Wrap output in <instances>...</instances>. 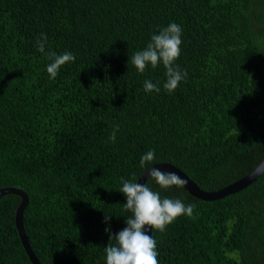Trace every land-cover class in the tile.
I'll use <instances>...</instances> for the list:
<instances>
[{"label":"trees","instance_id":"1","mask_svg":"<svg viewBox=\"0 0 264 264\" xmlns=\"http://www.w3.org/2000/svg\"><path fill=\"white\" fill-rule=\"evenodd\" d=\"M182 27L169 94L166 69L131 64L152 34ZM71 52L55 79L36 50ZM160 92H145L144 81ZM114 143L109 142L116 125ZM169 163L206 191L250 171L264 154V0H0V188L22 190V226L40 264H106L109 235L131 215L119 192L144 168ZM161 197L195 204L150 230L158 264H264V171L223 197L182 187ZM0 196V264H31ZM105 215L111 219L105 221Z\"/></svg>","mask_w":264,"mask_h":264},{"label":"clouds","instance_id":"2","mask_svg":"<svg viewBox=\"0 0 264 264\" xmlns=\"http://www.w3.org/2000/svg\"><path fill=\"white\" fill-rule=\"evenodd\" d=\"M181 25L171 22L167 27L159 30L158 34H152L146 47L135 52L131 57V64L138 73L143 74L148 66L155 69L162 64L166 69V81L163 88L173 93L181 81H186L187 71L181 70L176 64L181 54L182 44ZM47 43L46 34H41L36 40V50L44 54L50 63L46 70L50 78L55 79L59 69L66 63H72L76 57L71 52L57 54L54 51H45ZM145 92H160L158 84L151 80L144 81ZM119 130L117 124L109 137V142L114 143L116 132ZM155 158L154 150L148 151L140 158V166L144 168ZM148 176L164 190L173 186L184 187L186 181L174 172H162L158 168L148 170ZM121 192L126 197L123 208L131 215L125 218L126 227L118 233H112L105 229L109 235L107 246L104 247L106 264H158L157 241L148 235L149 230L159 232L166 231L180 216H193L196 205L185 204L181 199L162 198L160 193L154 191L148 184H140L133 180L122 178ZM111 216L105 215V221Z\"/></svg>","mask_w":264,"mask_h":264},{"label":"water","instance_id":"3","mask_svg":"<svg viewBox=\"0 0 264 264\" xmlns=\"http://www.w3.org/2000/svg\"><path fill=\"white\" fill-rule=\"evenodd\" d=\"M151 168H158L162 172H174L176 173L181 179L186 181V185L182 187L187 193L192 195L193 197L203 199V200H212L217 199L220 197H223L229 193L236 192L240 190L241 188L245 187L249 183H251L257 176L260 175L264 171V154L262 155L261 159L256 163V165L248 171L245 175L241 176L237 180L232 181L231 183L212 191H206L200 189L196 183L188 178L181 170L176 168L175 166L169 164V163H154L149 165L148 167L144 168L142 172L137 176L136 182L140 184H144V181L149 177L148 176V170ZM15 194L19 197V203L15 208L14 216H13V222L14 227L16 229L17 235L19 237V240L21 242V245L28 257V260L31 264H40L35 257L34 253L32 252L27 238L25 236L23 226H22V210L26 204L27 196L26 194L18 189L13 187H4L0 188V196L3 194ZM150 235V230L147 233Z\"/></svg>","mask_w":264,"mask_h":264}]
</instances>
